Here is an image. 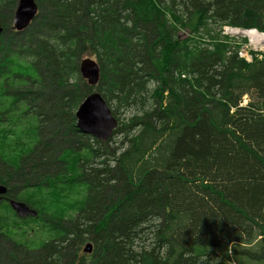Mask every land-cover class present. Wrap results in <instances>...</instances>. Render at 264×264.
<instances>
[{
	"label": "trees",
	"instance_id": "obj_1",
	"mask_svg": "<svg viewBox=\"0 0 264 264\" xmlns=\"http://www.w3.org/2000/svg\"><path fill=\"white\" fill-rule=\"evenodd\" d=\"M17 1L0 0V184L44 222L0 213V264L264 258V54L223 33H264V0H36L16 32ZM93 91L118 121L106 141L75 126Z\"/></svg>",
	"mask_w": 264,
	"mask_h": 264
},
{
	"label": "water",
	"instance_id": "obj_2",
	"mask_svg": "<svg viewBox=\"0 0 264 264\" xmlns=\"http://www.w3.org/2000/svg\"><path fill=\"white\" fill-rule=\"evenodd\" d=\"M37 11L36 0H18L12 17L13 29L16 32L26 29ZM1 31L2 27L0 25V33ZM79 73L89 85L95 86L99 80V65L97 61L88 57L82 59L79 63ZM117 124V119L97 91L88 94L75 111L76 128L99 141H106L110 138ZM4 191L5 187L0 184V195ZM11 204L15 212L21 217L37 215L36 210L29 208L24 202L11 201ZM92 248V243L88 241L84 244L82 250L85 253H90Z\"/></svg>",
	"mask_w": 264,
	"mask_h": 264
},
{
	"label": "flooded vegetation",
	"instance_id": "obj_3",
	"mask_svg": "<svg viewBox=\"0 0 264 264\" xmlns=\"http://www.w3.org/2000/svg\"><path fill=\"white\" fill-rule=\"evenodd\" d=\"M11 25H12V20H11ZM1 185L5 187V191L0 195V213H5V214L11 213L12 215H14L15 218L13 219V221L11 220V222L13 225H17L20 228L26 227V229L27 228L30 229L31 226L29 225L36 226V227L43 226L44 218L40 215V209L32 208V206L24 202L23 198L20 196L21 191L23 189L21 190V188H16L11 183H9L8 185L7 184H1ZM11 201L24 202L29 208L36 210L37 215L36 216L27 215L25 217L19 216L13 209Z\"/></svg>",
	"mask_w": 264,
	"mask_h": 264
},
{
	"label": "rangeland",
	"instance_id": "obj_4",
	"mask_svg": "<svg viewBox=\"0 0 264 264\" xmlns=\"http://www.w3.org/2000/svg\"><path fill=\"white\" fill-rule=\"evenodd\" d=\"M11 8V7H10ZM13 9H15V8H13ZM13 13H14V10H13ZM12 17H13V14H12ZM233 29V27H229V26H225L224 28H223V33L224 34H226V35H228L229 37H232L233 39H232V41L233 42H235V43H237L240 47H242L244 44V42L247 40V36L246 35H242L241 33H235V32H232L231 30ZM26 29H28V27L26 28ZM26 29H24V30H26ZM234 29H236V30H249V29H252V28H234ZM24 30H22V31H24ZM259 32V31H258ZM183 33V32H182ZM233 35V36H232ZM236 35H238V36H236ZM241 39V41H239ZM250 51H251V49H250ZM238 53V55H239V52H237ZM262 54H264V50L261 52ZM88 58H91V59H94L95 60V58L94 57H92V56H90V57H88ZM245 60V59H244ZM246 61V60H245ZM247 62H249V61H247ZM155 86H156V83H151V86H150V90H153L154 88H155ZM152 100H150L149 102H148V106L149 107H151V102ZM112 110V109H111ZM140 113L139 112H137L135 109H120L119 110V113H118V117H119V121L120 122H123V124H128L129 123V121H130V119H131V117L132 116H135V115H139ZM111 146H115V145H117V144H114L113 142L110 144ZM39 227H36L35 226V229H38ZM88 242V241H87ZM84 244L85 243H83L82 244V249H83V246H84ZM261 245H263V243H261ZM263 247V246H262ZM237 257H235V259L234 258H232V260H233V263L234 264H264V258H262V259H254V258H250V257H248V255L247 254H245V253H239V254H237L236 255ZM235 260V261H234ZM236 262V263H235Z\"/></svg>",
	"mask_w": 264,
	"mask_h": 264
},
{
	"label": "built area",
	"instance_id": "obj_5",
	"mask_svg": "<svg viewBox=\"0 0 264 264\" xmlns=\"http://www.w3.org/2000/svg\"><path fill=\"white\" fill-rule=\"evenodd\" d=\"M245 31H253L256 38H251L246 34H242L243 36H247V40L243 43L244 45L238 50L239 56L244 58L246 61H250L252 59V53H254V55L257 57H261V52L264 50V33H262L261 31L258 32V30L255 28Z\"/></svg>",
	"mask_w": 264,
	"mask_h": 264
},
{
	"label": "bare ground",
	"instance_id": "obj_6",
	"mask_svg": "<svg viewBox=\"0 0 264 264\" xmlns=\"http://www.w3.org/2000/svg\"><path fill=\"white\" fill-rule=\"evenodd\" d=\"M231 29H232V28H231ZM238 29H239V28H238ZM231 31H232V32H235V33H236V32H237V33L239 32V33H241V34H246L248 37H251V38H256V36L254 35L255 33H254L253 31H245V30H244V31H242V30L240 31V30H236V29H234V28H233ZM232 36H233V35H232ZM236 36H238V35H236ZM239 41H241V39H240ZM254 57H255V56H254ZM240 58H241V57H240ZM255 58H256V57H255Z\"/></svg>",
	"mask_w": 264,
	"mask_h": 264
}]
</instances>
